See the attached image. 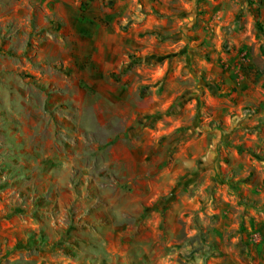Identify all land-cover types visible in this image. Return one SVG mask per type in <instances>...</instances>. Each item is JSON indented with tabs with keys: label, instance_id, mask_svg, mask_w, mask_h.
Returning a JSON list of instances; mask_svg holds the SVG:
<instances>
[{
	"label": "rangeland",
	"instance_id": "obj_1",
	"mask_svg": "<svg viewBox=\"0 0 264 264\" xmlns=\"http://www.w3.org/2000/svg\"><path fill=\"white\" fill-rule=\"evenodd\" d=\"M258 22L264 0H0V264H264Z\"/></svg>",
	"mask_w": 264,
	"mask_h": 264
},
{
	"label": "crops",
	"instance_id": "obj_2",
	"mask_svg": "<svg viewBox=\"0 0 264 264\" xmlns=\"http://www.w3.org/2000/svg\"><path fill=\"white\" fill-rule=\"evenodd\" d=\"M261 90L264 91L263 89H261ZM148 101H150V100L141 99L139 101V105L137 107L139 112L155 114L156 111L161 109L160 106H159V108H156V107H154V108L150 107V109L147 108L148 106L146 105V103H148ZM263 102L264 101L262 99H260L254 93H252L251 96L246 97V100H245V102H243V104L244 103H255L256 105H261L262 106ZM141 161H145V159H141V158H137L136 159V176L141 175V174H145V168H144L143 164L141 165Z\"/></svg>",
	"mask_w": 264,
	"mask_h": 264
},
{
	"label": "trees",
	"instance_id": "obj_3",
	"mask_svg": "<svg viewBox=\"0 0 264 264\" xmlns=\"http://www.w3.org/2000/svg\"><path fill=\"white\" fill-rule=\"evenodd\" d=\"M257 25H258L259 30H260L261 32H263L264 30H263V26H262V24H261L260 22H258Z\"/></svg>",
	"mask_w": 264,
	"mask_h": 264
}]
</instances>
